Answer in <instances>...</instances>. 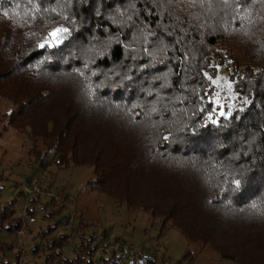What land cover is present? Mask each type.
<instances>
[{"label": "trees", "instance_id": "obj_1", "mask_svg": "<svg viewBox=\"0 0 264 264\" xmlns=\"http://www.w3.org/2000/svg\"><path fill=\"white\" fill-rule=\"evenodd\" d=\"M0 100L38 166L89 167L88 192L179 232V260L264 264V0H0Z\"/></svg>", "mask_w": 264, "mask_h": 264}, {"label": "rangeland", "instance_id": "obj_2", "mask_svg": "<svg viewBox=\"0 0 264 264\" xmlns=\"http://www.w3.org/2000/svg\"><path fill=\"white\" fill-rule=\"evenodd\" d=\"M214 84L213 101L220 112L232 99V84L223 68ZM7 110L8 104L0 100V209L12 202L13 219L21 224L16 231L0 228V264H60L63 258L73 259L77 245L90 237L88 245L96 247L90 264H109L115 256H120L119 264H235L206 249L192 260H179L187 248L179 232L171 227L160 232L158 221L142 211L128 212L110 198L88 192L82 184L89 167L62 169L52 159L38 166L29 133L1 129V113ZM30 179L39 190L23 194ZM30 198L35 201L27 214ZM28 217L33 221L27 222ZM85 259L89 262L87 255ZM81 261L66 264H88Z\"/></svg>", "mask_w": 264, "mask_h": 264}, {"label": "built area", "instance_id": "obj_3", "mask_svg": "<svg viewBox=\"0 0 264 264\" xmlns=\"http://www.w3.org/2000/svg\"><path fill=\"white\" fill-rule=\"evenodd\" d=\"M38 186L37 183L34 181V179H30L27 183L26 186L23 187V194H33V193H37L38 192ZM48 196H51L50 193H46ZM33 218H29L27 219V222H32ZM163 264H167L166 262H164Z\"/></svg>", "mask_w": 264, "mask_h": 264}, {"label": "snow or ice", "instance_id": "obj_4", "mask_svg": "<svg viewBox=\"0 0 264 264\" xmlns=\"http://www.w3.org/2000/svg\"><path fill=\"white\" fill-rule=\"evenodd\" d=\"M5 15H7V13H5ZM59 31H61V30L58 29L57 32H59ZM53 35H55V33ZM236 183H237V185H239V181H237Z\"/></svg>", "mask_w": 264, "mask_h": 264}]
</instances>
